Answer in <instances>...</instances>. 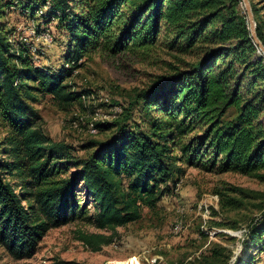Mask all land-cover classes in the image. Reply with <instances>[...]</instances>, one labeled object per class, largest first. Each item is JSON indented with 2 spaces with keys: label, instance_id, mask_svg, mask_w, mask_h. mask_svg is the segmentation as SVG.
I'll list each match as a JSON object with an SVG mask.
<instances>
[{
  "label": "trees",
  "instance_id": "trees-1",
  "mask_svg": "<svg viewBox=\"0 0 264 264\" xmlns=\"http://www.w3.org/2000/svg\"><path fill=\"white\" fill-rule=\"evenodd\" d=\"M16 1L0 0V244L13 257H30L49 228L76 218L110 230L137 221L143 208L153 210L174 193L186 167L264 177V56L250 36L241 0H20L21 12L34 17L43 8V27L52 23L66 37L64 60L55 70L36 65L27 45L10 38L14 30L2 18ZM248 4L264 47V0ZM158 44L175 57L195 59L136 89L119 118L95 122L97 132L111 133L80 146L85 155L71 154V146L44 134L34 95L48 94L61 108L81 103L87 91L65 81L81 57L145 53ZM135 102L144 110L141 123L129 119ZM78 184L92 201L91 215L86 200L76 196ZM217 193L220 208L239 204ZM262 234L260 216L246 237L253 243ZM81 237L97 246L110 241ZM228 260L229 252L214 246L187 264ZM45 264L81 263L54 258Z\"/></svg>",
  "mask_w": 264,
  "mask_h": 264
},
{
  "label": "rangeland",
  "instance_id": "rangeland-1",
  "mask_svg": "<svg viewBox=\"0 0 264 264\" xmlns=\"http://www.w3.org/2000/svg\"><path fill=\"white\" fill-rule=\"evenodd\" d=\"M19 1L2 18L14 30L10 38L27 45L36 65L51 70L60 68L66 37L56 31L52 23L43 27L44 21L39 17L43 8L29 17L27 12L19 10ZM240 7L245 13L241 2ZM175 54L163 44L145 53L125 51L111 55L95 51L85 54L65 81L72 90H86L87 95L81 103L73 102L61 108L50 95L35 94L32 105L38 113L37 123L52 140L71 146L74 149L71 154L83 156L87 151L80 146L111 133L110 130L97 132L95 122L119 118L136 89L149 84L155 76L168 73L171 67H182L195 59L191 55L175 57ZM129 119L136 123L144 119L139 102L134 103ZM2 134L0 132V137ZM73 170L70 167L65 174ZM7 178L15 183L14 177ZM229 187L243 188L249 195L230 192ZM217 191L235 198L239 204L220 208ZM75 192L80 202L86 200V215L93 214L92 201L84 197L79 184ZM260 216L264 219V177L186 167L174 193L161 197L153 210L143 208L137 221L110 230L76 218L49 228L30 257L15 258L0 244V264H45L54 258L81 264H187L207 255L214 246L224 247L229 252L227 264L234 261L264 264V234L253 243L246 237L251 224ZM179 224L181 227L176 230ZM82 234L104 236L110 241L97 246L92 241H84Z\"/></svg>",
  "mask_w": 264,
  "mask_h": 264
},
{
  "label": "water",
  "instance_id": "water-1",
  "mask_svg": "<svg viewBox=\"0 0 264 264\" xmlns=\"http://www.w3.org/2000/svg\"><path fill=\"white\" fill-rule=\"evenodd\" d=\"M241 3L244 6L245 15H246V21H247V24H248V29H249L250 36H251L253 42L255 43V45L257 46L258 50L261 51V53L264 56V47L258 41V39L256 38L255 33H254V22H253L252 13L250 11V7H249V4H248V0H241Z\"/></svg>",
  "mask_w": 264,
  "mask_h": 264
},
{
  "label": "bare ground",
  "instance_id": "bare-ground-1",
  "mask_svg": "<svg viewBox=\"0 0 264 264\" xmlns=\"http://www.w3.org/2000/svg\"><path fill=\"white\" fill-rule=\"evenodd\" d=\"M180 227H181V225H180V224H179V225H177V226H176V230H179V229H180ZM176 230H175V231H176Z\"/></svg>",
  "mask_w": 264,
  "mask_h": 264
}]
</instances>
